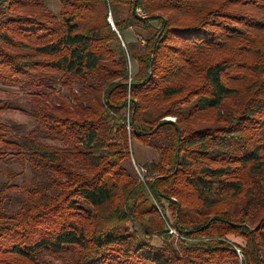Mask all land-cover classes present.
<instances>
[{
  "label": "trees",
  "instance_id": "obj_1",
  "mask_svg": "<svg viewBox=\"0 0 264 264\" xmlns=\"http://www.w3.org/2000/svg\"><path fill=\"white\" fill-rule=\"evenodd\" d=\"M46 1L0 0V84L38 123L0 117L33 175L0 183V264H264V0Z\"/></svg>",
  "mask_w": 264,
  "mask_h": 264
},
{
  "label": "rangeland",
  "instance_id": "obj_2",
  "mask_svg": "<svg viewBox=\"0 0 264 264\" xmlns=\"http://www.w3.org/2000/svg\"><path fill=\"white\" fill-rule=\"evenodd\" d=\"M46 7L55 14L60 11L59 0H47ZM133 35L131 40L135 39L136 32L131 31ZM61 88V87H60ZM58 95L68 96L70 95V90L61 88L57 90ZM0 101L6 102L11 107L10 110H5L1 113V120L7 126H16L21 129L22 135H27L31 131H35L38 128L37 121L32 117V97L29 96L28 92L22 91L14 86H5L0 84ZM166 121L174 122V117L165 118ZM42 143L48 145H57L58 143L46 140L43 137L40 138ZM132 149H130V161L127 163L128 169L132 174L139 179L140 182L145 183L147 181V171L145 165L148 163H157L160 159V153L154 149L148 148L139 144L138 142H132ZM13 173L16 178L11 185L15 186L14 191L11 192L12 198H17L23 195L26 186H30L32 182V171L27 166H22L20 163L15 162L11 158L0 162V183H4L8 180V175ZM165 204V203H164ZM8 210H15L20 207V205L13 200L11 204L6 205ZM161 211V210H160ZM171 229V228H169ZM171 234V232H169ZM174 236H176L174 234ZM232 241L238 244H244L240 239L230 237ZM155 244L160 245L159 240L155 241ZM240 261H242V254L238 253Z\"/></svg>",
  "mask_w": 264,
  "mask_h": 264
},
{
  "label": "built area",
  "instance_id": "obj_3",
  "mask_svg": "<svg viewBox=\"0 0 264 264\" xmlns=\"http://www.w3.org/2000/svg\"><path fill=\"white\" fill-rule=\"evenodd\" d=\"M136 14L139 17H142V18H146L147 17L146 13L141 8H137L136 9ZM170 232H171V234H173V235L175 234L176 235V233H175V231L173 229H170ZM237 252L240 254V251L239 250Z\"/></svg>",
  "mask_w": 264,
  "mask_h": 264
},
{
  "label": "water",
  "instance_id": "obj_4",
  "mask_svg": "<svg viewBox=\"0 0 264 264\" xmlns=\"http://www.w3.org/2000/svg\"><path fill=\"white\" fill-rule=\"evenodd\" d=\"M114 29V31H116V29L115 28H113ZM117 32V31H116ZM118 33V32H117Z\"/></svg>",
  "mask_w": 264,
  "mask_h": 264
}]
</instances>
